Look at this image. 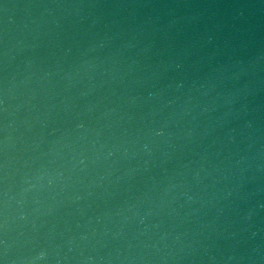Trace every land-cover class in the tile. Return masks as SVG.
I'll return each instance as SVG.
<instances>
[{
	"label": "clouds",
	"instance_id": "1",
	"mask_svg": "<svg viewBox=\"0 0 264 264\" xmlns=\"http://www.w3.org/2000/svg\"><path fill=\"white\" fill-rule=\"evenodd\" d=\"M13 7L0 0L5 14ZM20 7L40 10L30 21L33 39L41 38L49 55L69 60L73 73L99 69L109 94L119 93L122 103L106 107V114L134 110L117 117V123L134 120V127L121 129L118 142L88 141L96 145L94 159L136 160L125 169L127 178L149 171L157 152L171 157L188 150L199 163L192 178L210 181L198 193L185 184L163 189L165 195L171 187L181 189L169 203L183 198L178 207L207 209L191 236L187 229L172 236L180 245L176 251L164 243L167 232L158 238L160 248L150 246L154 252L124 257L77 258L58 249L50 254L45 241L33 239L25 248L10 237L8 101L13 52L21 41L10 35L6 16L0 27V264H264V0H33ZM49 75L44 71L42 78ZM68 123L52 131L65 139L71 133L80 140L99 135L79 112L69 114ZM88 163L81 148L73 166L83 170ZM43 175L37 170L35 178Z\"/></svg>",
	"mask_w": 264,
	"mask_h": 264
},
{
	"label": "water",
	"instance_id": "2",
	"mask_svg": "<svg viewBox=\"0 0 264 264\" xmlns=\"http://www.w3.org/2000/svg\"><path fill=\"white\" fill-rule=\"evenodd\" d=\"M7 2L17 7L7 14L0 10V27L7 16L10 35L21 41L20 50L13 52L11 71L15 79L8 101L9 190L13 197L9 207L10 237L24 243L25 248L33 239L45 241L50 254L58 249L60 254L77 258L124 257L154 252L150 246L156 243L160 248L158 238L161 232H167L164 243L176 251L180 245L172 241V236L186 229L191 236L202 218L201 209L191 211L197 204L178 207L183 198L169 203L180 188L171 187L166 195L163 193L166 186L179 184L187 185L190 193H198L188 150L171 157L157 152L149 171H134L127 178L123 173L134 168L136 160L118 156L105 160L103 155L94 159L96 145L90 147L88 141L118 142L121 129L134 127V120L117 123V117L123 112L131 115L134 110L120 108L106 114V107H116L122 101L116 99L118 92L110 95L109 86L100 83L106 77H100L99 69L73 73L69 60L49 55L50 48L41 38L33 39L30 21L39 16L40 10L20 7L33 0ZM28 44L37 47L29 48ZM44 71L50 73L46 78H42ZM25 77L27 81L20 83ZM77 112L98 137L88 133L80 140L71 133L65 139L60 138L59 131H52L69 128L68 115ZM81 148L89 156L83 170L73 166ZM37 170L45 172L40 179L35 178ZM129 205L134 208L130 210ZM146 211L149 215L140 223ZM180 240L187 243L183 236ZM99 264L121 262L112 259Z\"/></svg>",
	"mask_w": 264,
	"mask_h": 264
}]
</instances>
